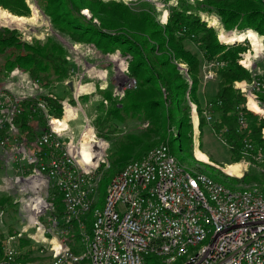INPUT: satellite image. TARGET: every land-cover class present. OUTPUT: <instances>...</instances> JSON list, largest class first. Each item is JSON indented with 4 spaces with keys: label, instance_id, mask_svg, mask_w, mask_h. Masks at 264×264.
<instances>
[{
    "label": "trees",
    "instance_id": "16d2710c",
    "mask_svg": "<svg viewBox=\"0 0 264 264\" xmlns=\"http://www.w3.org/2000/svg\"><path fill=\"white\" fill-rule=\"evenodd\" d=\"M0 7L20 16H30L32 11L27 0H0ZM41 8L51 18L54 27L71 40L93 43L103 53H115L119 50L122 55L128 57V75L136 82L132 87L125 89L121 99L115 98L111 92H106L102 102L104 111L95 120V134L98 138L113 141L111 136L117 132V128L112 127L113 120H125L126 117L137 116L146 121H154L152 133L147 135L160 137L162 144L168 145L181 163L185 161L194 148V123L190 101L197 105L199 127L203 129L207 122L203 114L205 106L202 105L199 97L202 79L201 59L197 52L192 51L185 44L187 39H196L206 61L226 62V65L218 69V90L212 99L216 103L214 110L219 111L213 129L217 136L225 138L230 145L232 163L244 159L245 138L254 144L255 154L260 148H264V114H257L254 111H260H252L247 107V94L236 85L237 82L244 80L252 82L255 78L253 72L240 63V54L246 47L241 43L220 41L215 27L202 18V12L218 15L225 29L233 31L232 34H227L230 40L226 41L241 40L253 31V34L245 39H249L255 47L257 41L262 43L259 35L264 36V0H197L195 3L178 0L165 24L160 21L153 9L133 11L123 1L41 0ZM85 8L92 14L90 19L81 12ZM3 13L15 17L11 13ZM95 19L100 23H96ZM0 55H6L0 68L4 75H9L17 66L43 84L49 83L53 77L66 78L69 75L68 50L62 44L52 39L23 40L20 31L15 28L0 27ZM177 58H181L186 64L191 81L180 72L175 63ZM260 89L264 92L262 88ZM258 98L264 107V93L258 95ZM43 99L47 106L46 111L34 110L38 106L36 98L22 101L23 110L13 119L20 134L33 138L30 119L40 116L43 120L45 113L50 117L59 118L54 119L53 122L55 128H58L64 114L65 97L49 92L48 95L43 96ZM105 100L108 105L104 104ZM253 103V98L250 96L251 108H254ZM73 108L66 104L65 114ZM159 108H166V111L157 114L156 110ZM240 112L245 114L248 122L245 130H240L238 119ZM44 122L48 130L47 120L45 119ZM7 130L8 128H1L0 137H5ZM125 138L134 147L139 146L138 152L132 155L127 149H119L111 152L106 161L100 164L99 172H103V177L99 189L102 194L95 206L104 205L109 182L131 158L140 159L157 145L155 141L144 143L143 137L131 133L125 135ZM209 176L231 188H236L231 183L226 184V181L217 175ZM252 179L258 178L254 176ZM236 180L250 182L251 176L246 172L244 179L236 178ZM49 200L55 204L53 215L62 219L64 203L61 192L53 187ZM0 204L1 207L15 205L10 196H2ZM84 218L87 230L91 232L92 212ZM61 224L65 226L63 220ZM75 226L77 227L76 223ZM77 236H81L79 231ZM4 241L5 235L0 232V259L4 256ZM147 264L166 263L162 258L151 255L148 256Z\"/></svg>",
    "mask_w": 264,
    "mask_h": 264
},
{
    "label": "built area",
    "instance_id": "2783aa9c",
    "mask_svg": "<svg viewBox=\"0 0 264 264\" xmlns=\"http://www.w3.org/2000/svg\"><path fill=\"white\" fill-rule=\"evenodd\" d=\"M208 65L209 78H216L214 70L226 62L216 60ZM19 75L41 85L39 79L18 66L4 76ZM254 76L252 83L240 85V90L263 107L255 90L263 88L264 81ZM27 98L38 100L35 111H46L43 97ZM25 99L10 107L0 102V129L8 128L7 135L0 137L1 145L9 141L13 129L19 131L13 119L22 112ZM215 104L213 100L206 103L204 116L208 122L215 120ZM238 119L240 130H245V114L240 112ZM59 135L58 129L52 128L38 137L33 160L51 187L63 195V218L53 215L49 219L55 227L63 226V220L61 236L50 239L47 224L39 219L38 233L32 236L37 243H49L50 264H147L151 255L166 264H264L263 189L256 185L231 188L183 165L168 145L160 144L144 157L130 160L109 183L104 205L95 206L102 173L81 163V151H71L69 145L65 149ZM243 149L264 162V148L255 154L248 138L244 139ZM50 205L53 213L55 204L50 201ZM89 212L93 218L91 232L84 220ZM75 223L81 235L79 250L68 244ZM13 237L4 241L0 264H30L14 245Z\"/></svg>",
    "mask_w": 264,
    "mask_h": 264
},
{
    "label": "rangeland",
    "instance_id": "374dc122",
    "mask_svg": "<svg viewBox=\"0 0 264 264\" xmlns=\"http://www.w3.org/2000/svg\"><path fill=\"white\" fill-rule=\"evenodd\" d=\"M27 1L32 9L30 16L16 15L8 9L0 7V27L8 26L18 29L22 39L26 41H31L32 39H39L42 41L52 39L62 44L68 50L69 75L66 78L53 77L49 83L43 85L41 83V85L38 84L37 86L29 77H21L19 75V77L7 78L4 76L3 71H0V102L10 107V105L13 106L15 103L31 95H36L40 98L51 92L64 96V114L57 128L63 146L66 149L69 145L71 151L77 149V151L85 153V156L80 153L81 163L90 165L93 168L95 167L98 171L100 164L104 159H107L108 155L113 151L127 149L132 155L138 152L139 146L134 147L133 144L131 145L126 141L125 135L129 133L143 137L145 139L144 143L155 141L157 144L156 146L162 144L163 141L160 137H155L152 134L150 137L147 135L152 133L154 121H146L137 116L134 118L126 117L125 120H113L112 127L117 128V132L114 136H111L113 137V141L97 137L95 134V120L98 115L104 111L102 102L104 101L106 92H111V95L115 98L121 99L124 96L125 89L132 87L135 83L128 75V57L122 55L119 50L115 53H103L93 43L87 44L71 40L70 37L61 33L54 27L51 18L45 14L41 8V0ZM105 1H123L127 3L133 11L151 8L164 24L167 22L173 6L178 3V0ZM196 1L197 0H188L189 3H195ZM1 10L11 13L16 18L13 16L6 17L7 15ZM81 12L87 16V19L92 17L91 12L87 8L83 9ZM18 17H26V20H21V18ZM202 18L215 27L220 41L225 43H241L244 45L246 49L240 54V63L246 68L252 69L256 76L263 78L264 36L259 35L262 43L257 41L255 47H253L249 39L226 41L222 39V34H224V36L226 34V37H228L227 34H232L233 31L225 29L218 15L202 12ZM94 21L100 23L97 19ZM234 32L242 33L239 31ZM185 44L192 51L197 52L201 59L202 79L199 97L202 105L206 106V103L214 99L215 96H210V94L204 90V86L210 81L208 83L209 90H213L214 88V93L217 92L215 88H218V70H214L215 73H217V78H209L211 69H209L208 61L205 60L203 50L196 39H187ZM259 44L262 45L261 52H258L257 49ZM5 58L6 55H0V68ZM175 63L178 65L180 72L190 80L186 64L183 60L177 58L175 59ZM245 83L251 84L252 82L244 80L237 82L236 85L240 88V85L245 86ZM162 89L164 90V87H162ZM262 89L264 90V87ZM255 92L257 96L264 93L261 89L255 90ZM66 104H69L71 107H76L79 110L76 118L70 119L68 124H64V119L68 113L65 114ZM104 104L108 105L106 100ZM190 104L192 106L191 115L194 123V148L193 152L187 155L185 161H182V164L193 170L207 173L208 175H217L223 178L226 184L231 183L235 187L245 188L256 185L263 189L264 162L257 161L254 157L243 151L245 154L244 159L240 162L232 163L233 158L230 145L225 138L217 136L213 129V124L219 117V111L216 109L214 111L215 120L212 122L207 121L203 129H201L199 127L200 117L197 105L192 101H190ZM165 111L166 108H159L156 110V113L162 114ZM45 119L47 120L49 129H56L53 121L59 118L46 116V114H44L43 120L40 119V116L32 117L30 119V127L33 131V138L31 136H24L22 133L20 134L17 129H13L9 141H7L5 145L0 144V198L2 196H10L15 204L14 207H1L0 204V232L5 235V239L14 236L12 239L14 245L17 246L22 256L30 264H50L52 261V256L47 248V245L49 247V243H37L32 238V236L38 233V219L42 224L43 222L47 224L46 232L49 231V233H46V235H48L50 239L54 236H59L63 228V226L55 227V223L49 220L53 218V210L49 200L52 185H50V181L46 175L41 173L40 169H38L33 162L37 156L34 154L35 140L47 131L44 125ZM4 122H6V120ZM86 130L89 136L92 134L94 142L90 143V138L83 137ZM174 131H176V129ZM97 140L101 143L98 144ZM86 141H88V146H86V150L83 151V147H81L83 145L82 142ZM197 149L204 152L208 156L209 161L198 158L196 155ZM86 154L89 155V159L91 160L90 164L87 163ZM180 155L178 156L180 157ZM130 160H134V158ZM238 163L242 164L240 174H232L226 171L229 165H236ZM109 167L110 166H108V168ZM246 172L251 176L250 182L244 180L243 182H239L236 180V178L240 180L244 179ZM101 173L103 177V172ZM254 176L258 179H252ZM39 194L45 199L46 207L43 206V200H37ZM101 194L100 189H98L96 195L97 202H99ZM40 212H42V214H40ZM77 231H79L78 227L72 230L68 235V244L74 250H79L81 247V236H77ZM3 257L0 260H2Z\"/></svg>",
    "mask_w": 264,
    "mask_h": 264
},
{
    "label": "bare ground",
    "instance_id": "6f19581e",
    "mask_svg": "<svg viewBox=\"0 0 264 264\" xmlns=\"http://www.w3.org/2000/svg\"><path fill=\"white\" fill-rule=\"evenodd\" d=\"M6 17H8V16H6ZM9 17H11V16H9ZM214 17H215V16H214ZM21 20H26V17L21 18ZM252 34H253V32L250 31V33H249L245 38L249 37V36L252 35ZM222 37H223L224 40H230V37H229V36L226 37V34H225V36H224V34H222ZM241 38H242V37H241ZM245 38H243V39H241V40H244ZM256 38H258V37H256ZM235 41H237V40H235ZM257 49H258V52H261V51H262V45L259 44V46L257 47ZM76 92H77V91H76ZM252 98H253V97H252ZM253 101H254L253 106L256 107V108H255V109H254V108H251V107L249 106V104H248V106L250 107V109L258 110V111H260V113H264V107L259 106V105L255 102L254 99H253ZM248 103H249V100H248ZM78 112H79V110H78V108H76V107H74L71 111H69V112L66 114V117H65V119H64V124H68V121H69L70 119H74V118H76V116L78 115ZM53 122H55V120H54ZM87 130H88V129H87ZM87 130L85 131L83 137H88V138H90V139H89V142L92 143V142H94V138H93L92 134H91V136H89V135L87 134ZM82 144H83V145H82L81 147H83V151H85V150H86V146H88V145H87V144H88V141H86V142H82ZM93 144H94V143H93ZM98 144H99V143H98ZM95 146H96V145H95ZM81 154L84 155L85 153H81ZM196 155H197L198 158L208 161V156H207L204 152H202L201 150L197 149V150H196ZM84 156H85V155H84ZM86 157H87V160H88L87 163L90 164V161H91V160L89 159V155L86 154ZM83 160H84V159H83ZM92 161H93V160H92ZM95 163H96V162H95ZM241 167H242V164H241V163H238V164H236V165H235V164H234V165H229L228 168L226 169V171H228L229 173H232V174H240ZM37 200H43V202H44V205H43V206L46 207V201H45V199L41 196V194L38 195ZM34 206H35V205H34ZM32 207H33V205H32Z\"/></svg>",
    "mask_w": 264,
    "mask_h": 264
},
{
    "label": "crops",
    "instance_id": "0c3cea01",
    "mask_svg": "<svg viewBox=\"0 0 264 264\" xmlns=\"http://www.w3.org/2000/svg\"><path fill=\"white\" fill-rule=\"evenodd\" d=\"M216 80V79H215ZM210 82V81H209ZM208 82V83H209ZM208 83L206 84V86H204V90L205 91H207L208 92V94H210V96H215L216 95V93H214V88H213V90L211 89V90H209V88H208ZM215 89H217L218 90V88H215ZM204 91V92H205ZM254 99V98H253ZM248 100H249V98H248ZM255 100V99H254ZM256 102V101H255ZM257 103V102H256ZM258 104V103H257ZM247 105H248V102H247ZM260 106V105H259ZM256 107H254V109H255ZM257 112V111H256ZM208 161H209V159H208Z\"/></svg>",
    "mask_w": 264,
    "mask_h": 264
}]
</instances>
